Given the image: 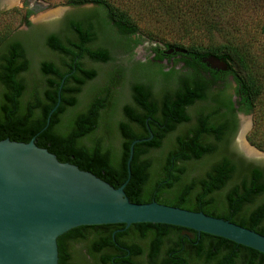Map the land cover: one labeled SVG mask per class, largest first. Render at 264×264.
Segmentation results:
<instances>
[{
	"label": "trees",
	"instance_id": "1",
	"mask_svg": "<svg viewBox=\"0 0 264 264\" xmlns=\"http://www.w3.org/2000/svg\"><path fill=\"white\" fill-rule=\"evenodd\" d=\"M68 5L77 13L60 23L58 33L44 37L53 59L40 60L31 79L30 38H40L41 30L21 40L0 38V138L40 140L59 162L118 188L127 179L130 144L152 134L133 147L124 188L129 201L202 212L264 236V166L231 147L237 116L253 114L264 96L256 56L264 52V0H69ZM85 5L92 8L81 10ZM138 13L153 15L183 42H167L164 50L152 47L155 57L149 61L114 66L100 85L101 70L88 68L84 60L107 66L114 63V50L132 54L141 43ZM29 15L24 20L32 29ZM247 19L260 25L254 41L244 40L253 34ZM169 49L173 54L166 56ZM173 56H179L178 68L159 62ZM209 56L224 61L228 70L207 67L203 60ZM148 74L156 86L146 81ZM62 80L59 105L43 129ZM117 87L121 96L114 99ZM77 106L86 111L73 115ZM250 137L264 151V142ZM124 227L69 230L57 238L58 264H264L263 254L209 234L165 224ZM89 238L86 255L68 252V243L73 247ZM116 244L121 254L103 252Z\"/></svg>",
	"mask_w": 264,
	"mask_h": 264
},
{
	"label": "water",
	"instance_id": "2",
	"mask_svg": "<svg viewBox=\"0 0 264 264\" xmlns=\"http://www.w3.org/2000/svg\"><path fill=\"white\" fill-rule=\"evenodd\" d=\"M61 13L43 20L57 19ZM174 50L185 53L181 49ZM172 52L169 50L166 54ZM203 62L213 70H228V65L214 56ZM62 83L63 80L43 129L47 128L50 116L59 105ZM152 136L130 144L127 179L118 188L72 164L59 162L42 148L40 140L0 138V264H58L59 236L80 226L108 224H122L124 229L140 223L177 226L193 230L198 236L204 233L223 238L264 255L263 235L228 220L155 201H129L124 188L131 175L133 147L136 143L150 141ZM238 137L239 133L235 138L237 149L247 160L255 163L264 160L260 152L247 155Z\"/></svg>",
	"mask_w": 264,
	"mask_h": 264
},
{
	"label": "rangeland",
	"instance_id": "3",
	"mask_svg": "<svg viewBox=\"0 0 264 264\" xmlns=\"http://www.w3.org/2000/svg\"><path fill=\"white\" fill-rule=\"evenodd\" d=\"M12 0H1L0 1V38L6 37L12 38V37H18V38H25L28 37V34L31 33L32 29L27 27L25 25L24 17L26 16L27 11H30V15L28 17V21L32 24L33 30H41L39 33L40 38H38L36 35L32 36L30 39L33 40V48L31 51H28V57L31 61V73L28 74V78L31 79L33 76L38 75V63L42 59H53L50 54H48L44 47H43V41L44 37L49 34V32H58V28L60 23L71 14L77 13V8H73L68 5L69 0H27V2L30 4L27 7H22L20 4H12L10 3ZM24 1V0H23ZM8 5V6H7ZM92 8V5H85L81 7V10H89ZM64 9V10H63ZM61 16L54 20H43V18H48V14L54 12V11H62ZM140 9H137V11ZM46 16V17H44ZM137 16H140V31L137 35V38L140 39L141 43H139L137 46H135L133 53H123L121 51L114 50L112 51L113 57H114V63L112 65L102 66L101 65V73L100 76L97 78V82L99 84H106L107 78H105V75L107 72L112 71L114 66H120V68L129 67V63L134 62H146L151 60V48L152 47H158L165 49V44L173 43V42H183V41H177L179 38L177 36H180L179 34H174L172 32L173 36H176V38H173L166 30H163L161 28L163 25H160L154 21L155 17L153 15H149L148 13H138ZM137 18V17H136ZM234 20L235 17H231ZM164 23V22H163ZM247 23V30L250 29L253 31V34L246 35V38L244 40L248 41H254L255 38L258 37V32L260 25L255 22L246 20ZM185 40V39H183ZM187 40V39H186ZM187 42V41H186ZM255 49V48H254ZM162 50V49H161ZM258 57V63L260 66V69L262 70V74L264 75V52L256 54ZM164 66H171L175 64V67H179V56H174V58L167 60L165 62H162ZM146 81L152 86H156L157 79L150 74L146 76ZM130 81V77H127L125 79V82L128 83ZM234 87V84L231 83ZM126 87V86H125ZM120 89V88H119ZM118 87L113 90L112 98L118 99L121 95L119 93ZM232 92L233 90H229ZM243 122V129L244 127L249 124L248 131L245 135L246 142L254 147L258 152L264 154V151L259 150L257 147L252 145L249 140L248 136H251V140L254 142H258L260 144H263L264 142V96L261 99V102L256 107L255 111L251 115H238V129L234 135V138L232 139L231 147L233 150L237 152V154L241 155L244 159H246L237 149L235 138L237 137L241 123ZM247 160V159H246ZM249 161V160H247ZM260 166H264V160L257 163Z\"/></svg>",
	"mask_w": 264,
	"mask_h": 264
},
{
	"label": "flooded vegetation",
	"instance_id": "4",
	"mask_svg": "<svg viewBox=\"0 0 264 264\" xmlns=\"http://www.w3.org/2000/svg\"><path fill=\"white\" fill-rule=\"evenodd\" d=\"M1 1V0H0ZM13 1V3L12 4H20V6L22 5V7L24 8V7H27L28 5H30L28 2H27V0H12ZM11 3V2H10ZM8 6V5H7ZM60 13H61V11H60ZM59 13V14H60ZM25 23V22H24ZM26 25V24H25ZM28 27V26H27ZM30 28V27H29ZM32 30H33V27H32ZM41 32V31H40ZM49 33H52V32H49ZM55 33H58V32H55ZM11 39H17V40H21V38H18V37H12ZM164 48V47H163ZM163 48H159V49H162L163 50ZM169 50H172V49H169ZM169 50H167V51H164L165 52V54H166V52H168ZM151 52H152V50H151ZM173 53H169V54H166V56H170V55H172ZM155 57V54L152 52L151 53V59H153ZM172 58H174V56L173 57H171L170 59H172ZM165 61H167V58H164L162 61H159L160 63H162V62H165ZM84 63H85V65L88 67V68H93L94 70H96V71H98V72H100V70H101V64H99L98 62H91V61H88V60H84ZM18 77H19V80L21 81V72L19 73V75H18ZM130 103L131 102V100L130 99H128V100H126L125 101V103ZM125 103H124V101H121L120 103H118V108L120 109V110H123V108L125 107ZM86 108L87 107H82V106H77V107H75L74 109H72V111H71V113L74 115V113H83V112H85L86 111ZM121 112V111H120ZM238 117V116H237ZM242 124V123H241ZM248 125L249 124H247V127H248ZM241 127V126H240ZM122 231V230H121ZM114 234H115V232L112 234V237L114 236ZM130 241V239H125L124 240V242L123 243H126V244H130L131 242H129ZM89 243H90V238L88 239V240H86V241H83V242H79V243H75V245L73 246V247H71V244L70 243H68L67 245H66V247H67V250H68V252H70V253H73V252H78V253H80V254H82V255H86L87 253H86V249H87V247L89 246ZM109 247V248H108ZM108 247H106L105 246V248H107V249H105L104 248V251L103 252H105V251H107L108 249L109 250H111L112 252H113V250L115 249V252H113V253H115V254H121L122 253V246H120V245H117L116 244V246H113L114 248L112 249V247L111 246H108ZM110 251V252H111ZM127 254H129V251H127ZM71 255V254H70ZM125 256H127V255H125ZM72 258V257H71ZM118 258V257H117ZM78 261H80L79 259H77ZM72 262L74 261L75 262V260L72 258V260H71ZM70 262V261H69ZM112 262H113V260H112Z\"/></svg>",
	"mask_w": 264,
	"mask_h": 264
},
{
	"label": "bare ground",
	"instance_id": "5",
	"mask_svg": "<svg viewBox=\"0 0 264 264\" xmlns=\"http://www.w3.org/2000/svg\"><path fill=\"white\" fill-rule=\"evenodd\" d=\"M11 3H13V1H11ZM60 11H54L46 16H57L59 15ZM44 16V17H46ZM44 19V18H43ZM243 122L242 121V124H241V127H240V131H239V137H238V141H239V145L241 147V149L249 156H254V155H258L259 152L256 151L254 148L250 147L249 144L246 142L245 140V135L248 131V128L247 125L244 127L243 129ZM249 126V125H248Z\"/></svg>",
	"mask_w": 264,
	"mask_h": 264
}]
</instances>
